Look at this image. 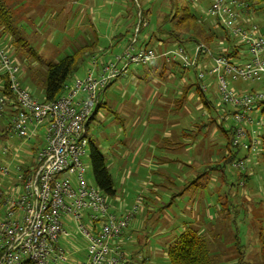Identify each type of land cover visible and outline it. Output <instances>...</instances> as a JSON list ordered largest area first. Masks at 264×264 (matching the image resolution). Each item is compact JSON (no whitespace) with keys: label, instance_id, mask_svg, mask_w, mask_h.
<instances>
[{"label":"rangeland","instance_id":"374dc122","mask_svg":"<svg viewBox=\"0 0 264 264\" xmlns=\"http://www.w3.org/2000/svg\"><path fill=\"white\" fill-rule=\"evenodd\" d=\"M4 1L14 16L19 36L27 42L35 58L30 54L24 56L16 52L14 47L10 50L9 42L0 45V49L8 52L12 61L19 65L18 80L21 86L38 100L44 97L37 84L45 68L72 55L86 44L98 42L99 47L110 50L114 40L113 49L118 53L130 45L133 39L139 38L137 46L140 47L143 37L152 33L156 37L147 47L157 52V46L162 44L171 49L194 44L174 42L168 35L154 32L157 26H163L166 15L172 18L177 14L180 16L182 9L189 8L203 25L222 38L214 42L215 53L224 51L221 47L225 48L227 44L221 43L224 29L207 15L210 0H174L175 9L171 8V0ZM144 12L149 16L146 21L148 26L137 35L139 26L135 27V24ZM256 20L264 25V18ZM170 27L171 21L164 26V30ZM160 36L166 41H159ZM181 38L187 40L186 35ZM118 40L120 43L117 44ZM232 42L238 44V40L233 39ZM202 44L209 47L206 43ZM157 60L166 62L161 58ZM166 63L157 72L148 70L151 64L146 68L132 65L127 76L116 80L101 96V102L107 104L113 112L101 108L96 119L88 125V136L105 156L115 182L117 196L108 198L112 210H130L136 204L137 197L143 196V201L139 203L140 212L130 222L127 236L122 237L118 243L123 248L125 264L129 263L131 255L137 261L149 257L148 264H169L165 258L168 244L176 236L196 230L208 244L214 264H262L264 152L261 149L262 153L255 155L239 151L237 160L250 156V162L245 166L250 181L245 185L244 180L239 183V176L245 170H236L230 165L224 173L230 181L225 183L223 172L211 168L226 154V138L217 134L215 129L210 130L208 137L201 131L197 134L199 141L193 147L190 142L193 140L184 137L183 134L191 132L195 129L193 126L200 123L202 103L196 96L185 103L181 111L172 110L182 93L180 87L183 84H179L181 78L175 81L169 77L171 73ZM87 64L85 62L73 77L83 78ZM148 71L150 73L146 74L145 79ZM188 73L191 79L195 78L193 70ZM211 79L213 82L214 79ZM229 83L234 89L247 92L264 90L262 82L230 80ZM262 110L264 105L257 110L256 116L263 121ZM231 122L227 120L225 126L228 127ZM3 130L7 131L0 125V134ZM45 135L46 130L42 126L30 141L11 134L0 138V163L10 171L8 176L0 175V193L12 191L19 183L17 175L20 168L36 166L37 153L45 144ZM164 137H168L170 143L166 144ZM179 143L184 148L179 149ZM83 162L88 181L95 183L89 148ZM173 176L178 179L170 182L168 178ZM232 184L235 187L230 190ZM187 186L188 189L184 190ZM175 194L182 195L170 203ZM165 204L170 205L165 207ZM224 205H228L226 208L229 211ZM66 228L68 235L65 242H61L68 257L65 264L85 262L87 240L76 225L71 223ZM235 244H239L241 249L236 248ZM131 264L137 262L133 260Z\"/></svg>","mask_w":264,"mask_h":264},{"label":"built area","instance_id":"2783aa9c","mask_svg":"<svg viewBox=\"0 0 264 264\" xmlns=\"http://www.w3.org/2000/svg\"><path fill=\"white\" fill-rule=\"evenodd\" d=\"M252 3L253 0H210L207 10L231 40H238L233 44L240 50L236 58L226 57L225 49L215 53L202 43H196L192 53L181 45L162 53L137 49L134 39L121 54L107 61L91 57L84 77L74 78L54 102L40 101L23 88L18 80L19 65L0 49V84L2 76L8 78L15 97L12 104L19 110L9 134L30 141L40 127L46 130L35 171L25 181L19 174L14 189L0 193V264L67 263V252L58 243L68 235L66 227L71 223L88 242L87 260L80 264H125L118 241L138 214L140 198L130 210L120 214L113 211L95 183L88 181L83 158L90 143L87 126L98 109L101 93L114 81L125 78L132 65L148 66L161 58L196 69L203 92L210 88L207 79L214 78L218 106L235 112L233 147L249 153L258 151L262 120L254 113L264 105V90L239 92L229 83L264 84V25L257 22ZM8 104L9 99L0 93V117ZM246 163L237 162L234 168L245 170ZM9 172L0 163V175L5 177Z\"/></svg>","mask_w":264,"mask_h":264},{"label":"trees","instance_id":"16d2710c","mask_svg":"<svg viewBox=\"0 0 264 264\" xmlns=\"http://www.w3.org/2000/svg\"><path fill=\"white\" fill-rule=\"evenodd\" d=\"M171 1H172L171 8L175 9L176 3L174 0H171ZM251 7L256 12L258 19L264 18V0H253ZM148 18L149 16L147 13L144 12L140 14V20H138V23L135 24V27L139 26V33H138L139 35L141 32L144 31L145 29L144 27L148 26L146 22ZM170 21H171V27L168 30H164V26ZM163 22H164L163 26L156 27L154 31L155 34L168 35L170 37L169 39H172V41L174 42L206 43V45H208L209 47H212V50L215 51L216 45L214 44V42L216 40L222 39V38H219V36L216 33H214L209 27H206L205 25H203L201 20L195 14H193L189 10V8L182 9L180 16L177 14L176 16H174V18L170 17L169 15H166ZM223 31H224L223 41L221 43L223 42L227 43L226 47L222 48V49H227L224 52V55L230 59L238 57L240 54V50H238V47L233 45L232 40L227 35L225 30ZM185 35L187 38L186 41H184L181 38L182 36H185ZM155 37L156 35H154L153 33L150 36L148 35L147 38L143 41V44H141V48H148L147 47L148 43L149 44L152 43ZM117 39H119V37H117ZM158 40L162 42L166 41L161 36ZM4 42L10 43V46H11L10 50H12L14 47L16 52H20L24 56L26 54H30L31 57L35 56L33 51L29 50V46L27 42L21 36H19V33L17 32V29H16L15 19H14L13 14L10 12V9L7 7L4 0H0V45H4L5 44ZM118 43H120V40L117 41V44ZM1 47L3 48V46ZM6 47H9V45H7ZM99 48L100 47H99L98 42L89 43V44H86L80 47L72 55L67 56L60 62L49 64L45 68V71L41 73V81L38 82L37 84L38 87H40L41 90L43 91L44 97L42 101L43 102H54L60 99L64 94V87L70 82H72V80L74 79L73 76L79 71V69L82 68L85 62L90 63V59L93 56L100 57L101 52ZM217 50H219V48H217ZM102 55H105V54L102 53ZM168 64H171V63H168ZM178 67L177 65L175 66V70L177 71L176 73L177 78L179 79L181 78L182 80L184 77H187V80L184 83H182L183 85L180 87V90H182V93L180 97L176 99L175 107H173L172 110L174 112L181 111L183 107L185 106L184 104L189 102L193 97L197 96V98L200 99L202 103V109L199 113V115L201 114V116L199 117L200 123H196L193 126L195 129L191 130V132L187 131L189 134L187 133L183 135L184 137H186V139L193 140V141H190L191 143H193L192 145L193 147H196V141L198 140L197 134L200 133L201 131H204L206 137H208L207 135L210 133V130L215 129L217 134L219 135L221 134L222 136H224L226 138V145L224 148L226 154H224L221 157V160L216 163L215 167L211 168V170H214V171L220 170L224 174L226 172L227 166L232 165V167L234 168L235 163L240 162V161H245L246 159L248 160L250 158V156L247 155L244 159L237 160V153L239 151H244L247 154H250V153L243 149L233 147L232 145V139H233V133H234V124L232 123L233 121L228 127L225 126L227 120L229 119L230 121L232 120L233 114H235V112H233V110H230V108L228 109V107L218 106L220 100H219L218 95L213 90L212 91L210 90L208 92H203L201 90L200 83L197 80V70L196 69H193L195 78L191 79L189 77L188 72L191 71L192 69L191 70L186 69L182 67L181 65L180 66L178 65ZM142 68H146V66H142ZM152 71H155V70H152ZM34 75H37V73H35ZM2 79H3L2 80L3 83L0 84V93L9 99V104L6 107V110L4 111L2 116L0 117V125L4 126L7 129V131L6 130L2 131V133L0 134V138L3 136H7L9 134L8 129L11 127L12 120L19 112V110L15 108V104H12V101L15 100V97L9 89L8 78L5 76H2ZM145 79H147V77ZM113 83L109 86V88L113 85ZM106 91L102 92L100 95V104L92 120L96 119L98 112L103 107L113 112L112 109L107 104H104L101 102V96ZM115 114L118 116L119 119H121L119 113L116 112ZM261 115L264 117V110L261 111ZM259 131H260L259 136H260L261 148H259V150L255 153V155H257L260 152L262 153V151L264 152V120L262 121V127L261 129H259ZM87 133H88V126H87ZM89 140H90V143H89L90 157H91V164H92V169H93V174H94L95 185L98 187L100 192L107 199L114 198L117 196V191H116L113 175L111 174L110 169L107 166V160L105 156L102 154L100 148L95 144V142L90 138ZM163 140L166 144L170 143L169 138H163ZM178 145H180L178 147L179 149H181V147L184 148V145H181L180 143ZM233 150H236V153H233ZM36 167H37V164L33 168L31 167L20 168L21 170L19 171V174H22L24 181L33 173V171H35ZM239 177H240L239 183L241 182V180H244V185L250 181V178H249L250 176L247 174V167L245 168V173L240 174ZM223 180L227 184L230 181L229 179L225 177V174L223 176ZM188 187L189 186L185 187L184 190H187ZM234 187L235 185L233 184L230 185V190H232ZM181 195L182 194L173 195L172 199L170 200V203L177 196L179 198ZM142 197L141 198L137 197V199L140 198V201L142 202L143 201ZM168 205L170 204H165L164 206L167 207ZM224 206L223 207L226 208L228 205L227 206L224 205ZM230 206L232 207V205ZM226 209L229 211L228 208ZM140 210L141 209H139V212ZM125 211L126 210H117V213L120 214L121 212L123 213ZM124 235L122 237H124ZM66 237L65 236L62 237L58 243V246L65 251H66V248H63V246L61 245V242L62 240L65 241ZM171 243H170L171 245L168 244V247L165 250V258L167 259V262L169 264H214L215 262L214 258L212 257L210 253L208 244L204 241L203 238H201V234H199L198 230L186 231L180 236H176L173 239V242ZM235 247L236 248L238 247V249H241L239 244L238 245L235 244ZM261 258H262V264H264V242L261 248ZM133 260L136 261L137 264H148L149 257L143 258L141 261H137L131 255L130 261L128 264H131Z\"/></svg>","mask_w":264,"mask_h":264},{"label":"crops","instance_id":"0c3cea01","mask_svg":"<svg viewBox=\"0 0 264 264\" xmlns=\"http://www.w3.org/2000/svg\"><path fill=\"white\" fill-rule=\"evenodd\" d=\"M140 20V19H139ZM114 33H115V30H114ZM137 35H139V34H137ZM148 36V35H147ZM147 36L145 35L144 37H143V39L145 40L146 38H147ZM114 39H115V36H114ZM134 40V39H133ZM138 42H139V38L137 39V41H136V46H137V44H138ZM194 44H192V45H187V46H184V47H186L187 48V50L189 51V52H191L192 53V51H193V48H194V45L196 44L195 42H193ZM115 46V42H114V40H112V44L110 45V47H112V49H110V50H108L107 48H103V47H100L99 49H100V52H101V55H100V58L102 59V60H105V61H107L108 59H110V58H112L113 56H116V55H118V54H121L122 52H123V50H125V49H122V50H120L118 53L117 52H114L115 50L113 49V47ZM135 46V47H136ZM122 47V46H121ZM137 47H139V46H137ZM136 47V48H137ZM158 47V49H160V50H158V52H160V53H162V52H164V51H167L168 49L170 50L171 48H169V47H166V46H164L163 44L159 47V46H157ZM141 48V45H140V47L139 48H137V49H140ZM107 49V50H106ZM161 49H163V50H161ZM102 53L103 54H105V55H102ZM207 61H205V63H206ZM167 63L166 62H163L162 60H157V61H155V62H153L152 64H151V66L150 67H148V70H151V68H152V70H155L156 72L158 71V69H160V68H162L163 66H165ZM172 65V66H171ZM173 65L175 66V65H178L177 63L176 64H169V66H167L168 67V70H169V72L171 73V75L169 76V77H172V78H174V80L176 81V79H177V75H176V73H177V71L175 70V67H173ZM205 65V64H204ZM88 67V65L86 66V68ZM167 67L166 68H164V72L167 70ZM86 68H85V70H86ZM193 70V69H192ZM143 72H145V70L143 71ZM148 73H150V71H148V72H146V74L148 75ZM145 74V77H147V75ZM214 79V78H213ZM181 80V79H180ZM187 80V77H184L183 79H182V82H180L179 84H181V83H184L185 81ZM207 81L209 82V84H210V88H209V91L210 90H212L213 89V91L218 95V93H217V91H216V87H215V80L212 82V79H211V77L210 78H208L207 79ZM264 86V85H263ZM237 91H239V92H243V91H246V90H238V89H236ZM218 97H219V95H218ZM37 98V97H36ZM193 99V98H192ZM191 99V100H192ZM40 101H42V100H40ZM257 114L256 113H254V116L255 117H257L256 116ZM164 138H168V137H164ZM248 162H250V160L248 161ZM168 179H170L171 181H175L176 179H178V177H176V176H173V177H170V178H168ZM155 187H158L157 185L155 186ZM142 195H143V193H142ZM144 209V208H143ZM142 209V210H143ZM127 236V233L124 235V237H126ZM65 242V241H64Z\"/></svg>","mask_w":264,"mask_h":264}]
</instances>
